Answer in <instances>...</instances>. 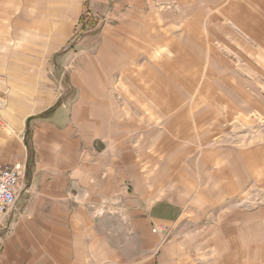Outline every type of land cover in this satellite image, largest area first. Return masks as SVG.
Instances as JSON below:
<instances>
[{
  "label": "rangeland",
  "instance_id": "obj_1",
  "mask_svg": "<svg viewBox=\"0 0 264 264\" xmlns=\"http://www.w3.org/2000/svg\"><path fill=\"white\" fill-rule=\"evenodd\" d=\"M255 2L188 0L179 7L173 2H149L124 6L125 18L95 12L85 2L76 25L74 13L60 3L38 6L45 8L43 15L36 11L31 15L32 4L26 6V15L20 10L25 6L1 7L0 53L5 51L7 32H34L47 61L106 62L99 51L107 38L119 51L116 66L129 62L130 74L143 71L144 63L156 64V82L143 84L153 93L141 86L138 91L133 80L121 82V70L109 76L105 86L101 83L97 92L105 101L110 96L125 108L126 119L140 121L142 134L155 130L151 139L142 136L141 155L154 158L158 171L170 168L159 188L170 187V179L177 178L179 184L171 185L174 190L198 193L201 200L191 219L154 228L156 244L149 249L132 238L126 221L121 228L120 221L110 219V248L117 250V258L108 264H207L215 252L212 247L203 250L213 237V220L225 215L237 218L227 225L229 230L250 227L260 244L264 235V12ZM53 8L59 9L57 19L52 18ZM20 16L28 18L20 22ZM33 22L43 24L27 29L26 24ZM120 26L123 31L116 32ZM132 53L136 58L129 60ZM77 89H71L73 100ZM178 197L188 207L189 198H173Z\"/></svg>",
  "mask_w": 264,
  "mask_h": 264
},
{
  "label": "crops",
  "instance_id": "obj_2",
  "mask_svg": "<svg viewBox=\"0 0 264 264\" xmlns=\"http://www.w3.org/2000/svg\"><path fill=\"white\" fill-rule=\"evenodd\" d=\"M187 1L0 0V11L5 4L20 5L26 15V6L32 4L31 15L35 11L43 15L45 8L38 6L60 3L77 15L72 16L76 25L85 2L95 12L125 18L126 5L173 2L179 7ZM254 1L264 12V0ZM57 9L51 10L53 19L59 15ZM41 24L26 27L32 30ZM22 33L7 32L10 40L0 53V167H14L20 173L15 204L0 216V264H108L117 258V250L110 248V219L120 221L118 227L123 228L126 221L132 238L142 240L148 249L155 247L154 228L191 219L201 198L198 193L174 190L171 185L179 184L177 178L170 179V187L159 188L170 168L158 171L154 158L141 155L142 136L151 139L155 130L142 134L140 121L126 119L125 108L110 96L105 101L97 90L121 70V82L133 80L136 87L151 93L144 85L156 82V64L144 63L143 71L130 74L129 62L116 66L119 51L107 38L99 51L106 62L47 61L34 32ZM134 58L132 53L129 60ZM148 69L152 73L147 74ZM76 87L79 93L73 100L71 89ZM134 116L140 118L135 112ZM179 195L189 198L188 207L181 197L174 200ZM236 219L225 215L213 220L215 231L203 250L212 247L215 252L207 264H264L263 233L258 244L250 227L229 230L227 225Z\"/></svg>",
  "mask_w": 264,
  "mask_h": 264
},
{
  "label": "built area",
  "instance_id": "obj_3",
  "mask_svg": "<svg viewBox=\"0 0 264 264\" xmlns=\"http://www.w3.org/2000/svg\"><path fill=\"white\" fill-rule=\"evenodd\" d=\"M20 173L17 168L0 167V216L6 214L15 204Z\"/></svg>",
  "mask_w": 264,
  "mask_h": 264
}]
</instances>
